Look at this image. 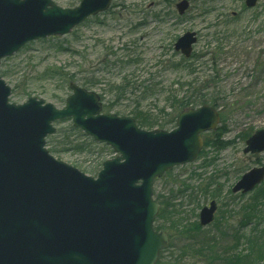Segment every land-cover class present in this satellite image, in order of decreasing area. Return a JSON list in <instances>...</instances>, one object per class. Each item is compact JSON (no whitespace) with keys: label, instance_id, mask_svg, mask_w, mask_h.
Segmentation results:
<instances>
[{"label":"rangeland","instance_id":"374dc122","mask_svg":"<svg viewBox=\"0 0 264 264\" xmlns=\"http://www.w3.org/2000/svg\"><path fill=\"white\" fill-rule=\"evenodd\" d=\"M52 1L64 9L76 8L81 2ZM182 1L190 3L183 16L176 8ZM113 6L116 7L88 20L67 36L31 42L5 59L0 75L12 90L10 102L22 105L36 98L63 109L72 94L70 86L76 84L105 97V105L112 98L110 85L131 74L136 91L145 86L154 89L153 96L142 101L143 106L155 114L165 107L161 122L169 123L172 118L167 114L177 116L168 101L170 94L177 91L182 97L190 92L187 86L181 89L176 84L179 80L196 78L198 85L203 86L215 79L206 92L214 95L218 92L216 109L225 116V124L221 123L219 128L225 131L223 135L218 130L204 133L203 138L211 143L220 139L224 147L211 144L194 162L176 167L158 179L154 199L163 201L164 197L171 202L172 216L190 227L200 225V212L216 201L215 222L203 228L202 233L217 238L221 244L214 252L222 255V248L234 244V235L242 238L250 233L252 226H243L242 208L261 190L259 187L247 195L232 193L246 173L264 167V153L243 152L248 137L264 130V0L253 9L246 7L245 0H114ZM188 32L198 36L193 63L197 73L193 76L176 70L186 64L181 62V55L174 54L176 41ZM75 52L79 56H74ZM136 56H140V62L127 67V60ZM160 59L165 62L158 63ZM73 73L79 74L77 80L86 77L92 86L88 89L69 79ZM134 97L128 94L121 99L120 117L130 116ZM54 127L55 135L46 141L51 155L88 176L96 178L103 164L117 157L111 147L75 129L72 121L57 122ZM175 128L174 122L165 131ZM159 216L154 228L168 233L171 243L160 254L157 264H206L204 257L197 255V245L185 248L186 253L182 250L192 243L182 233L170 230V222L165 221L168 219ZM224 233L228 237L222 241ZM244 242L239 244L238 252L244 253L247 245Z\"/></svg>","mask_w":264,"mask_h":264},{"label":"water","instance_id":"95a60500","mask_svg":"<svg viewBox=\"0 0 264 264\" xmlns=\"http://www.w3.org/2000/svg\"><path fill=\"white\" fill-rule=\"evenodd\" d=\"M113 0H82L64 9L52 0H0L1 60L24 45L66 36L88 18L107 11ZM259 0H246L253 8ZM189 8L182 1L183 15ZM197 43L186 33L175 50L186 58ZM64 109L30 98L10 104L11 89L0 77V264H156L169 245L154 222L159 203L154 184L176 166L193 162L204 146L202 134L217 129L220 114L204 105L179 115L171 132L140 129L134 118L101 114V98L72 84ZM72 118L118 157L107 160L97 179L56 160L45 149L53 123ZM264 152V130L247 141L245 154ZM264 181V168L245 174L233 193H248ZM215 202L201 211L208 226Z\"/></svg>","mask_w":264,"mask_h":264},{"label":"trees","instance_id":"16d2710c","mask_svg":"<svg viewBox=\"0 0 264 264\" xmlns=\"http://www.w3.org/2000/svg\"><path fill=\"white\" fill-rule=\"evenodd\" d=\"M75 53L76 54H74V56H79V53ZM164 56L166 57V55ZM132 62L139 63L140 56H136L135 59L129 58L126 62V66L131 68ZM163 62L165 61L160 59L158 63L162 64ZM181 62H184L186 66L181 64L182 69L176 70H182L184 73L187 72V74H190V76H193L197 73V69L193 64L195 62L194 55L191 60L182 59ZM164 68L165 70L172 69L170 67ZM80 74H83V72H80ZM78 76L79 74L73 73V75L69 76V79L74 82L78 81L82 87L88 88V86H92L89 82H87L90 80H87L86 77L77 80ZM132 76L133 75L129 74L128 76L123 77L118 84L110 85V89L112 88V93H110L112 95V98L109 103H106L104 105V110L107 113H111L117 110L116 114L120 115L119 113H121V111H119L120 109H118V107H121V101L128 94H130V97H133L134 95L136 106L134 105L133 109L129 110V115L134 117L140 128L147 130H152L155 128L165 129L170 124L176 122L178 115L183 111L189 110L191 108H198L202 105H210L214 108L219 107L218 92L215 95L206 92L210 90L209 86L215 82V79H210L209 81L204 82L203 86L198 85L200 83L196 78H192L186 81L179 80L176 84H179L181 89L187 86L190 89V92L183 95L182 97L177 91L176 94H170L171 96H169L168 101H170V106L175 109L177 116L174 117L172 114H167L172 118L171 122H161V116L165 115V107L159 109V111L155 114L153 110L145 108L142 103V101H146L153 96L154 89L151 86H145L143 87V89H138L136 91V82L132 79ZM81 82H83V84H81ZM139 91H142L141 94H137ZM143 91L144 94H142ZM103 100H105V97L102 96V101ZM224 120L225 116L222 117V123ZM218 131L220 135H223L225 130L223 128H219ZM211 144L216 148H220L222 146L224 147L221 140L217 139L212 143L205 142V148L211 146ZM53 152L56 151L53 150ZM260 189V192H255L254 197L251 199V201H249V203L242 208V215L244 220L243 226H252L250 228V233L248 235H243L242 238H245V240L239 237L241 235H234L232 237V239L234 240V244H230L224 249L222 248V255H217L214 252V250L221 244L218 242V240H216L217 238H209L208 236L204 235L202 233L203 228H201V226L198 224L193 227H190L192 225L184 226L182 224V220H176L169 210V207L172 206L171 202H169L164 197L163 201L159 200L161 205L159 217L162 219H168L165 221L170 222V230L182 233L184 239H187L188 242L192 243L191 246H184L182 250L185 252V248L189 249L192 248L194 244L197 245V255H199L201 258L204 257V259H202L206 264H264V214L262 213V207H264V185H262ZM201 235H203V237H201ZM227 237L228 233H224L220 237V239L224 241ZM244 241L247 244L244 253H242L241 251L238 252V250H240L239 244ZM232 252H237L238 254L233 255ZM241 253L243 255H241Z\"/></svg>","mask_w":264,"mask_h":264},{"label":"flooded vegetation","instance_id":"af4514ba","mask_svg":"<svg viewBox=\"0 0 264 264\" xmlns=\"http://www.w3.org/2000/svg\"><path fill=\"white\" fill-rule=\"evenodd\" d=\"M260 1V0H259ZM259 1H258V3H259ZM258 3H257V5H258ZM105 14V13H104ZM103 15V14H102ZM174 54H177V55H181L179 52H177L175 49H174Z\"/></svg>","mask_w":264,"mask_h":264}]
</instances>
